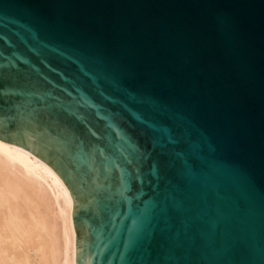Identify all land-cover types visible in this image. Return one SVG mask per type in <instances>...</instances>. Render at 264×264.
Returning <instances> with one entry per match:
<instances>
[{"label":"water","instance_id":"1","mask_svg":"<svg viewBox=\"0 0 264 264\" xmlns=\"http://www.w3.org/2000/svg\"><path fill=\"white\" fill-rule=\"evenodd\" d=\"M0 140L75 264H264V0H0Z\"/></svg>","mask_w":264,"mask_h":264},{"label":"bare ground","instance_id":"2","mask_svg":"<svg viewBox=\"0 0 264 264\" xmlns=\"http://www.w3.org/2000/svg\"><path fill=\"white\" fill-rule=\"evenodd\" d=\"M71 212L56 172L0 140V264H75Z\"/></svg>","mask_w":264,"mask_h":264}]
</instances>
